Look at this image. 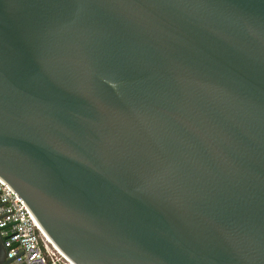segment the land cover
Here are the masks:
<instances>
[{"label":"water","instance_id":"95a60500","mask_svg":"<svg viewBox=\"0 0 264 264\" xmlns=\"http://www.w3.org/2000/svg\"><path fill=\"white\" fill-rule=\"evenodd\" d=\"M0 178L75 264H264V0H0Z\"/></svg>","mask_w":264,"mask_h":264},{"label":"built area","instance_id":"2783aa9c","mask_svg":"<svg viewBox=\"0 0 264 264\" xmlns=\"http://www.w3.org/2000/svg\"><path fill=\"white\" fill-rule=\"evenodd\" d=\"M0 240L7 264H70L46 242L24 200L2 178Z\"/></svg>","mask_w":264,"mask_h":264},{"label":"bare ground","instance_id":"6f19581e","mask_svg":"<svg viewBox=\"0 0 264 264\" xmlns=\"http://www.w3.org/2000/svg\"><path fill=\"white\" fill-rule=\"evenodd\" d=\"M38 228H39L41 234L45 237L46 242L49 243V244H51L56 250H58V251L61 253V251L56 247V245H55V244L51 241V239L46 235V233L43 231V229L40 227V225H38ZM64 257L68 260V262H69L70 264H75L73 261H71L70 259H68L65 255H64Z\"/></svg>","mask_w":264,"mask_h":264},{"label":"flooded vegetation","instance_id":"af4514ba","mask_svg":"<svg viewBox=\"0 0 264 264\" xmlns=\"http://www.w3.org/2000/svg\"><path fill=\"white\" fill-rule=\"evenodd\" d=\"M5 253H4V250L2 248V242L0 240V263H2L5 259Z\"/></svg>","mask_w":264,"mask_h":264},{"label":"crops","instance_id":"0c3cea01","mask_svg":"<svg viewBox=\"0 0 264 264\" xmlns=\"http://www.w3.org/2000/svg\"><path fill=\"white\" fill-rule=\"evenodd\" d=\"M1 264V263H0Z\"/></svg>","mask_w":264,"mask_h":264}]
</instances>
